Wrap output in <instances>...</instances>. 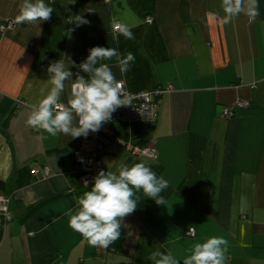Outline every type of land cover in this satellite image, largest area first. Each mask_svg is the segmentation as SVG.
Segmentation results:
<instances>
[{
    "label": "crops",
    "instance_id": "0c3cea01",
    "mask_svg": "<svg viewBox=\"0 0 264 264\" xmlns=\"http://www.w3.org/2000/svg\"><path fill=\"white\" fill-rule=\"evenodd\" d=\"M20 3L0 0V197L11 217H0V264H153L156 250L182 264L194 243L213 236L228 241L225 264H264V0L254 21L240 15L229 24L208 15H223L221 0H45L54 12L39 25L17 21ZM96 46L135 56L123 76L115 59L106 61L128 90L171 87L154 123L109 127L102 170L144 162L168 187L164 205L137 192L136 210L107 248L68 224L75 198L91 187L73 157L82 137L26 123L49 62L67 56L79 64ZM69 94L66 82L61 100ZM136 141L151 143L156 156H130Z\"/></svg>",
    "mask_w": 264,
    "mask_h": 264
},
{
    "label": "clouds",
    "instance_id": "9594fccd",
    "mask_svg": "<svg viewBox=\"0 0 264 264\" xmlns=\"http://www.w3.org/2000/svg\"><path fill=\"white\" fill-rule=\"evenodd\" d=\"M220 8L222 16L216 12L208 15L222 24H229L240 15L254 21L259 15L258 0H221ZM53 12L45 0H21L17 21L39 25L48 21ZM76 20L79 25L89 23L81 16ZM115 28L125 39H134L126 25L117 23ZM88 51L86 59L79 64L67 56L49 62L41 97L28 106L29 127L53 137H86L90 132H98L118 108L128 105L124 81L116 78L106 61L115 59L123 76L130 70L135 56L131 52L122 55L117 47L96 46ZM71 68L78 70L74 73ZM66 82L70 84V94L64 102L61 96ZM84 185L88 186L87 180ZM167 187L168 181L158 177L144 162L131 166L121 162L115 171L100 170L92 179L90 190L76 197V207L67 211L69 227L92 246L107 248L120 238L123 218L136 210L140 200L136 193L142 192L157 205H164L161 193ZM227 247L228 241L223 237H209L194 243L182 264H225ZM148 259L153 264H181L171 253L159 250L153 251Z\"/></svg>",
    "mask_w": 264,
    "mask_h": 264
},
{
    "label": "built area",
    "instance_id": "2783aa9c",
    "mask_svg": "<svg viewBox=\"0 0 264 264\" xmlns=\"http://www.w3.org/2000/svg\"><path fill=\"white\" fill-rule=\"evenodd\" d=\"M150 19H146V23H150ZM115 30H117L115 28ZM171 87L155 88L148 91H130L123 85V91L127 95L128 105L118 108L111 116V120L102 125L96 133H89L86 137H82L78 148L73 152L75 162L79 165L80 180L84 185L85 180L88 186L91 185L92 179L102 170L100 156L112 138L110 125L114 122L123 123H149L152 124L158 117V99L164 93L170 92ZM237 108H246L245 102L236 104ZM233 115V106L223 108L221 111L222 118H229ZM130 156L134 158L145 157L148 159L156 156L155 149L152 144L140 145L131 143L129 148ZM87 186V185H84ZM6 201L0 197V217L4 220H10V214L5 206ZM187 235L194 236L193 231H188Z\"/></svg>",
    "mask_w": 264,
    "mask_h": 264
},
{
    "label": "trees",
    "instance_id": "16d2710c",
    "mask_svg": "<svg viewBox=\"0 0 264 264\" xmlns=\"http://www.w3.org/2000/svg\"><path fill=\"white\" fill-rule=\"evenodd\" d=\"M132 143H133V144H134V143L139 144V142H137V141H136V142H132Z\"/></svg>",
    "mask_w": 264,
    "mask_h": 264
}]
</instances>
